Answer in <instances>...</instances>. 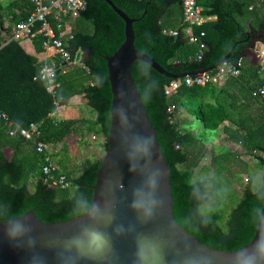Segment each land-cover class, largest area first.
Here are the masks:
<instances>
[{
    "label": "trees",
    "instance_id": "trees-1",
    "mask_svg": "<svg viewBox=\"0 0 264 264\" xmlns=\"http://www.w3.org/2000/svg\"><path fill=\"white\" fill-rule=\"evenodd\" d=\"M85 1V10L73 21L71 37L63 40L72 58L78 51L82 52L83 67H64L56 77V92L65 103L81 95L95 118H51L55 111L53 98L45 91L44 83L33 81L45 63L37 55L43 51L41 35L32 40L33 47L27 40H12L4 45L0 39V111L21 128L39 124L43 142L57 144L67 135L84 139L88 134H96L103 139L101 146L106 151L112 95L104 58L112 56L123 43L124 22L104 0ZM110 1L129 18L138 20L133 24L136 50L174 75L209 69L232 48L234 51L227 63L235 65L246 46L242 41L246 39L247 28L242 20L247 15L257 21L258 28L254 32L262 33L261 43L264 44V0H198L204 17H216L214 22L194 29L198 41L206 45L200 61L197 60L198 45L182 37L178 26V18L180 16L182 22L183 16L182 0ZM6 9L15 24L26 18L31 6L28 0H15L5 8L0 1V26L4 23ZM77 19L90 23L91 30L85 25L76 27ZM170 29H176L179 35H169ZM200 33H204V37L200 38ZM259 72L260 67H245L238 77H228L222 87L182 85L168 98L165 87L173 80L151 67L146 68L142 62L132 65L134 83L140 98L144 97L143 105L170 170L174 219L199 242L219 251L231 252L248 245L264 207V99L253 95L264 86V75ZM170 105L176 107L172 114L167 112ZM180 108L192 113L205 133L216 132L225 122L230 123L231 127H224L226 138L240 144L262 170L260 186L255 189L253 181L249 180L224 227L217 223L218 214L206 219L200 211L208 203V182L205 179L195 181L193 168L203 155L204 145L184 126L185 123L182 125ZM5 149L13 151L10 159L5 156ZM62 152L60 170L54 176H65L66 188L49 185L41 170L45 165L43 156L37 155L21 138L9 137L5 123L0 121V222L28 211H33L44 223L66 222L78 217L70 213L75 210L81 194L91 203L101 160L87 161L74 175L75 167L67 166V157L64 150ZM32 179L35 181L30 191L28 186Z\"/></svg>",
    "mask_w": 264,
    "mask_h": 264
},
{
    "label": "water",
    "instance_id": "water-1",
    "mask_svg": "<svg viewBox=\"0 0 264 264\" xmlns=\"http://www.w3.org/2000/svg\"><path fill=\"white\" fill-rule=\"evenodd\" d=\"M104 1L124 22V41L112 56L104 58L112 95L110 127L106 141L107 150L96 174L90 205L99 204L100 211L111 216V222L106 223L105 231L112 235V243L118 259L101 264H131L137 234L154 238L164 249L167 264H177L183 257H197V264H232V259L239 250L252 252L257 243L258 229L259 235H264V220H261L264 216V207L259 212L257 226L249 244L231 252L209 248L177 224L173 215L170 170L131 71L134 62L139 61L144 64L149 62L150 67L158 74L170 80H179L186 76L216 70L220 65L227 63L234 48L209 69L200 68L177 75L168 73L154 59L136 50L133 24L138 20L129 18L110 0ZM255 41L253 33H247V38L243 42L253 50ZM81 55L80 51L77 52L76 63L81 60ZM242 55L245 57V54ZM62 66L67 64L63 63ZM59 74L60 67H57L56 75ZM150 137L154 142L150 150L151 162L147 157H134L133 163L136 164L137 171L130 174L127 159L129 151L136 142L148 144ZM156 169L160 170V175L157 177L155 197L162 204L158 205L152 219L144 221L139 219L130 208L132 189L139 186L146 175ZM106 178L111 180V185L107 189L104 187ZM11 222H20L26 230V235L17 242L19 247L10 244L5 236V228ZM89 223H92L90 215L78 216L66 222L44 223L33 211L0 222V264H28L29 258L33 255L44 258L45 264H59L57 252L63 248L64 242L75 235L82 224ZM118 225L125 227L126 231L123 235L114 232V228ZM29 239L35 240V246L32 248L28 246ZM79 264H95V262L81 260Z\"/></svg>",
    "mask_w": 264,
    "mask_h": 264
},
{
    "label": "built area",
    "instance_id": "built-area-1",
    "mask_svg": "<svg viewBox=\"0 0 264 264\" xmlns=\"http://www.w3.org/2000/svg\"><path fill=\"white\" fill-rule=\"evenodd\" d=\"M31 11L25 19L18 21L13 25L12 34L9 41H32L37 35L43 37V51H54V56L59 58V62H45L38 74L33 77V81L42 82L45 85V91L52 96L55 111L50 115L51 118H59L61 114L67 111V105L61 96L57 95V75L56 68L60 67V73L66 66L77 65L75 57H71L70 53L65 50L63 40L71 37L73 30V21L80 16L86 8L85 0H28ZM19 13V12H18ZM182 22L180 24V32L182 37L189 43L198 45L197 60L200 61L204 50L205 43L198 41L195 34V27L205 25L208 18L202 15V8L198 5V0H182ZM177 30L169 32L171 36H177L180 33ZM204 37V33H200V38ZM264 57V50L261 51ZM243 67L242 59H239L235 65L224 63L216 70L195 76H186L179 80H173L165 87V96L172 97L180 89L182 85L187 87H204L213 84L222 87L228 77H238ZM264 99V86L260 87L253 93ZM176 110L174 105H170L167 112L172 114ZM0 121L6 125V133L9 137H19L29 147L40 156H43L42 173L48 178L49 185L66 188L65 176L55 177L54 174L59 172L60 168L54 160L53 146L54 144L46 143L41 140V132L39 124H30L28 128H21L15 124L4 112L0 111ZM175 120H171L174 122ZM95 137H92L94 139Z\"/></svg>",
    "mask_w": 264,
    "mask_h": 264
},
{
    "label": "clouds",
    "instance_id": "clouds-1",
    "mask_svg": "<svg viewBox=\"0 0 264 264\" xmlns=\"http://www.w3.org/2000/svg\"><path fill=\"white\" fill-rule=\"evenodd\" d=\"M145 67L150 68V63L147 62ZM141 99L144 101V97ZM153 143V138L150 137L148 144L136 142L133 145L127 155L130 174L137 171V166L133 163L134 157H147L151 162L150 150ZM159 175V169L148 173L142 183L132 189L130 208L141 220L152 219L156 208L162 204L155 197ZM110 185V178H106L105 189L109 188ZM70 215H90L92 223L82 224L77 233L64 242L63 248L57 252L59 264H79L81 260L101 264V262L118 259L112 243V235L105 231L106 223L111 222V216L101 212L99 204L90 205L89 201L81 194L80 199L76 201L75 210ZM261 220H264V216L261 217ZM125 231L123 225L114 228L116 234L123 235ZM25 235L26 230L20 222H11L5 228V236L9 243L17 247H19L17 242ZM134 243L135 248L131 264H167L166 253L154 238L137 234ZM28 246L34 247L35 240L29 239ZM197 260V257H183L177 264H197ZM28 264H45V261L44 258L33 255L29 258ZM232 264H264V235H259V229L257 243L252 252L249 253L244 249L239 250L234 255Z\"/></svg>",
    "mask_w": 264,
    "mask_h": 264
},
{
    "label": "rangeland",
    "instance_id": "rangeland-1",
    "mask_svg": "<svg viewBox=\"0 0 264 264\" xmlns=\"http://www.w3.org/2000/svg\"><path fill=\"white\" fill-rule=\"evenodd\" d=\"M83 23L80 19H77L75 26L79 28L80 25H85L88 30H91L90 23ZM68 67L73 69L77 66L70 65ZM75 99L77 102L82 103L83 97L78 95ZM71 103L74 106L71 109L68 107L67 112L68 110L75 111H69L71 113L69 116H66L65 113L61 114L59 118H95L94 114L92 117L88 116V111H83L81 106L75 104L74 101L71 100ZM179 117L185 121L184 126L200 138L204 145L203 155L199 158L197 166L193 168L195 181L205 179L208 182V203L203 205L200 211L206 219L218 214L220 219L217 223L224 227L229 214L239 202L246 184L251 179L256 188L262 170L255 159L247 154L240 144L233 143L224 137L221 131H217L215 134L205 133L200 122L184 108H180ZM92 137L95 138L92 139ZM101 143H103V139L96 134H88L84 139L74 134L67 135L62 142L54 144V160L57 165L61 166L59 160L63 158L62 151L64 150V155L67 157L66 164L71 168L75 167L73 171L75 175L84 168L87 161L95 162L102 159L105 151ZM12 152L10 149L4 150L8 159L11 158ZM216 158H219L218 163H215ZM34 181L32 179L29 183L30 191L33 190ZM210 209L211 211H209Z\"/></svg>",
    "mask_w": 264,
    "mask_h": 264
},
{
    "label": "crops",
    "instance_id": "crops-1",
    "mask_svg": "<svg viewBox=\"0 0 264 264\" xmlns=\"http://www.w3.org/2000/svg\"><path fill=\"white\" fill-rule=\"evenodd\" d=\"M0 1L3 4V6L6 8L11 1L13 2L15 0H0ZM22 9H23V7L20 10H22ZM15 12L18 13L19 10L16 9ZM10 18H11V16L9 15L8 9H6L5 10V15H4V23H3L2 26H0V39L2 40V43L4 45L9 42L10 37H11V34H12V28H13L14 23L11 22ZM206 18H208V22L207 23H212V22H214L216 20V17L215 16H206ZM178 19H179L178 26H180V24H181V17L179 16ZM242 22L244 23V25L247 28L246 38H247V33L248 34L253 33V36H255V40H256L255 41V47H254L253 50H251L247 46V43H245V42L242 41L243 43L246 44V46H244L243 47V50H242V53L245 54V57H243V55H242V57L239 58V59H242V61H243V67H242V69L245 68V67H249V68H251V67H256V68L257 67H260V72L259 73L261 75H264V57L261 56V51L264 50V44L261 43L262 33L260 31H257L256 33L254 32V29H257L258 28V23L254 19V17H252L250 15H247L242 20ZM173 30H176V29H173ZM173 30L170 29L168 31V33L170 31H173ZM28 45L30 47H33L32 46V41H29ZM81 54H82V52H81ZM37 55L40 58L44 59L45 60L44 62H55V61H57V58H58V57L54 56V51L53 50H49L47 52L42 51L41 53H39ZM81 59H82V55H81ZM77 66L79 68L83 67L81 60L77 64ZM75 97L76 96L70 98L67 101V103H66L67 109H68V107L71 109V107L74 106V104L71 103V100H72V101H74L75 104H78V106H81V108L83 109V111H88V116H91L92 117L93 116L92 110L86 105V101L84 99H82V103H80V101L77 102L76 99H75ZM69 111L72 112V111H75V110H68V112L66 111L67 112V113H65L66 116H69V114H71V113H69ZM179 119L181 120V123L183 125L185 123V121L183 119H181L180 117H179ZM224 127H231V124L225 122L224 125H221L217 131H219V132L221 131L224 137H228L224 133ZM233 130H236L234 126H233ZM216 132H212V133L215 134ZM207 133H209V132H207ZM261 178H262V171H261L260 179L258 180L259 181V184L256 186V188L254 187L255 189H257L260 186Z\"/></svg>",
    "mask_w": 264,
    "mask_h": 264
}]
</instances>
